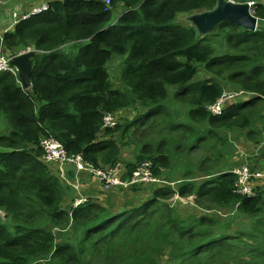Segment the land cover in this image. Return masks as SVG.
<instances>
[{"label": "trees", "instance_id": "16d2710c", "mask_svg": "<svg viewBox=\"0 0 264 264\" xmlns=\"http://www.w3.org/2000/svg\"><path fill=\"white\" fill-rule=\"evenodd\" d=\"M105 1L42 0L48 11L0 33V53L37 51L31 89L0 74V264H264V187L243 197L221 167L230 132L253 142V124L264 125V23L251 32L222 22L204 36L178 19L214 10L217 0H109L110 9ZM233 1L255 3L264 17L263 0ZM115 55L127 56L122 89L106 69ZM226 90L245 95L215 115L209 106ZM113 114L119 124L104 129ZM133 135L141 140L125 164ZM47 137L97 168L121 161L124 180L149 161L163 183L151 194L134 185L92 198L75 186V165L45 160ZM200 147L206 155L192 158ZM82 176V186L94 179ZM182 201L192 215L178 210Z\"/></svg>", "mask_w": 264, "mask_h": 264}, {"label": "built area", "instance_id": "2783aa9c", "mask_svg": "<svg viewBox=\"0 0 264 264\" xmlns=\"http://www.w3.org/2000/svg\"><path fill=\"white\" fill-rule=\"evenodd\" d=\"M231 2V0H227ZM8 1H3L0 0V6L6 5ZM107 6L110 5V1H106ZM250 6H253L254 3H249ZM48 5L44 4L40 8H34L32 13L29 14H24L20 15L18 11H13L10 14V22L9 24L12 23V25H15L19 23L21 20H27L32 17V15H36L40 13L41 11L47 10ZM264 21V19H263ZM11 26H9L7 29L9 30ZM32 49H28L26 51H22L18 53L17 55H22L24 53H27L31 51ZM14 55L8 54L5 55L3 53H0V74L4 72H10L14 74L15 76L17 75V70L13 68L10 65V62L12 60ZM245 94L240 91L236 92H228L226 91L223 96L216 101L213 105L209 106L210 111L215 114V115H221L226 109V105L230 104L234 101H240L242 100V97ZM118 122V118L116 115H109L104 119L105 125L108 126H115L116 123ZM42 146L45 150V160L50 162V161H56V162H62V164H73L77 168V179L79 181V178L81 177L82 174H90L93 176L94 179L98 181V183L101 185L103 191L107 192L111 189H118L121 191L122 189L128 190L130 187H133L134 185H140L142 187H152L153 184L157 183V185L162 184L159 179L155 178L153 176L152 172V164L149 162L143 163L137 170L136 172L133 173L131 179L129 180H124L120 176L121 171H122V164L121 163H116L112 167L108 168H97L92 165H89L85 160L83 159L82 156H76V157H69L68 154L65 151V148L63 145L58 143L55 139L53 138H45L44 141L42 142ZM234 173L238 176V182H237V190L238 193L243 195V196H249L252 197L255 195L254 193V187L251 184V180L254 176L256 177H261V174L259 175H253L251 171L247 168H241ZM84 200H77L75 203V207L79 206L82 204ZM3 212L0 210V219L4 218Z\"/></svg>", "mask_w": 264, "mask_h": 264}, {"label": "rangeland", "instance_id": "374dc122", "mask_svg": "<svg viewBox=\"0 0 264 264\" xmlns=\"http://www.w3.org/2000/svg\"><path fill=\"white\" fill-rule=\"evenodd\" d=\"M217 2H218V0H217ZM262 2L264 3V0ZM10 5H11L10 6V13H8L7 11L6 12L0 11V31H2L8 25L9 19H10V14L12 11H14L15 7H13V4H10ZM16 9H17V7H16ZM178 21L180 24H183V23L187 22L188 20L186 17H179ZM189 23L192 24L191 22H189ZM78 47H80V46H78ZM67 48H70V47H67ZM126 58H127V56L123 57V56L115 55V56H113L112 60L106 66V69L110 75V81L112 82L113 87L115 89H122V86H123L122 74H123L124 63H125ZM226 91L236 92L235 90H226ZM170 98H171V96H170ZM168 105L171 107V111H172L174 117L179 118V116H180L181 119H184L186 117L187 111L183 108H180L177 105L176 101L169 100ZM146 112H147V110H141L140 111L141 114H146ZM136 113L133 112V113H130L128 115H130V118H134L137 115ZM147 125H155V123L152 122V123H148ZM253 125H255V126L252 129H257L260 133L259 134L260 137H258L256 135L253 142L252 141L249 142L247 140V138H248V137H246L247 132H241L240 130H235L233 132H230L228 134V136L225 137L226 146L223 149L224 160H223V164L221 165L222 168H223V166H225L227 169L234 170V169H237V168H240L243 166H248L250 169H252L256 172L264 171V166H263L264 165V125L260 121L255 122ZM250 132H251V130L249 131V133ZM6 133H7V127L2 123V120L0 119V135L6 134ZM222 135H223V133H222ZM133 139H134V141L132 143H130L131 146H128V148L122 152L121 161H123L125 164L135 160V153L137 151V148L134 145V143L138 142L141 139H138L137 135H133ZM255 140H258V141L256 142ZM255 146H259V147L255 148ZM166 148H169V145L166 147H163V149H166ZM205 155H206V148L200 147V148H197L196 150H194L192 152L191 157L194 159H202L203 156H205ZM214 156L215 157L217 156L216 153H214ZM121 161H119V162L122 163ZM139 165H140V163L134 167L133 173L138 169ZM217 169L215 170L214 173H216ZM173 172H177L176 178L178 180L181 178L180 173H184L182 171H180L179 173H178V171L167 172L166 175L172 177V178H170L171 180L169 178L167 179V182H169V183H172L173 181L176 180ZM177 183L174 182V184H172L174 188L177 187ZM261 185L264 187V182H261ZM145 190H146L147 194H151L152 187H145ZM128 191H129V189L128 190H122L121 193L122 194H128ZM146 196H148V195H144V196H142V198L146 197ZM180 205L181 206H177V208L182 214L192 215L194 213V209H196L195 207H193L191 205L190 202H182ZM196 213L200 214V216L203 215V212L200 210L196 211ZM224 217H226V216L224 215ZM228 217H230V216L228 215ZM249 223H250L249 221H245L246 225H248ZM243 224H244V222H243ZM163 264H167L165 262V260H164Z\"/></svg>", "mask_w": 264, "mask_h": 264}, {"label": "water", "instance_id": "95a60500", "mask_svg": "<svg viewBox=\"0 0 264 264\" xmlns=\"http://www.w3.org/2000/svg\"><path fill=\"white\" fill-rule=\"evenodd\" d=\"M187 20L193 24L200 35L204 36L212 33L222 22L234 23L251 32L257 29V19L250 14L249 5L235 4L227 0H218L214 10L191 15ZM36 56V52L31 51L14 57L10 62V65L17 69L25 90L32 87L33 59Z\"/></svg>", "mask_w": 264, "mask_h": 264}, {"label": "clouds", "instance_id": "9594fccd", "mask_svg": "<svg viewBox=\"0 0 264 264\" xmlns=\"http://www.w3.org/2000/svg\"><path fill=\"white\" fill-rule=\"evenodd\" d=\"M3 1H8V3L9 2H12V3H14V2H16V1H18V0H3ZM107 1V0H106ZM106 1H105V5H106V7L108 8V9H110V7H111V2H110V5L109 6H107V4H106ZM229 2V1H228ZM231 2L232 3H235V4H240V3H237V2H235V1H233V0H231ZM8 3L6 4V5H8ZM11 3V4H12ZM21 3H18L16 6H15V8H14V11H18L19 13H20V15H24V14H29V13H32V11L34 10V8H40V7H42V5H44V4H46V5H48V9L47 10H44V11H41L40 13H38V14H36V15H39V14H41V13H43V12H46V11H48L49 10V8H50V6H49V4H48V2H44V3H42V4H40V5H37L36 7H30L28 10H26V8H24V7H18L19 5H20ZM6 5H2V6H0V10H2L3 12H6V11H4V8H5V6ZM243 5H246V4H243ZM247 5H249V3L247 4ZM260 5H263L264 6V3H260ZM16 7H17V9H16ZM249 7H250V14L253 16V17H255L256 19H257V28L259 27V25L262 23H264V21H263V19H264V17L263 18H259V17H257V12H258V7H257V5L254 3V5L253 6H250L249 5ZM8 13H10V10L9 11H7ZM13 12V11H12ZM11 12V13H12ZM36 15H32V17L33 16H36ZM30 19V18H29ZM29 19H27V20H29ZM187 19H188V17H187ZM27 20H21L20 22H22V21H27ZM9 22H10V19H9ZM19 22V23H20ZM18 24V23H17ZM17 24H15V25H12V23L11 24H9L8 23V25L2 30V31H0V33L3 35L4 33H6V32H8V31H11V30H13V28L17 25ZM9 26H11V28L8 30L7 28L9 27ZM257 30V29H256ZM30 47H28V48H26L24 51H26V50H28ZM30 49H32L31 51H35L36 52V54H37V51L36 50H34L33 48H30ZM31 51H29V52H31ZM22 52V51H21ZM29 52H27V53H29ZM3 54H5V53H3ZM18 54V53H17ZM17 54H12V55H14L13 56V58L14 57H16V56H20V55H17ZM24 54H26V53H24ZM6 55V54H5ZM23 55V54H22ZM12 58V59H13ZM13 68H15V67H13ZM16 69V68H15ZM17 70V69H16ZM14 75V74H13ZM16 78L20 81V83H21V86L24 88V86H23V84H22V82H21V80L19 79V74H18V71H17V75H16ZM31 89V88H30ZM236 91V90H235ZM147 113V112H146ZM115 115V114H114ZM119 124V121H118V123L116 124V125H118ZM115 125V126H116ZM115 126H108V125H105V123H104V121H103V128L104 129H114L115 128ZM147 162H149V161H147ZM117 163H120V162H117ZM145 163V162H144ZM149 163H151V162H149ZM122 164V163H121ZM143 163H140V165H139V167L142 165ZM123 164H122V168H123ZM138 167V168H139ZM244 167H247L250 171H251V173L253 174V175H259V174H261V177H256V176H254L253 178H252V180H251V184H252V186L254 187V193H255V195L254 196H252V197H249V196H243V195H241V196H243V197H246V198H254V197H256L257 196V194H258V187L259 188H261V187H263L262 185H261V182H264V171H262V172H256V171H254V170H252V169H250L248 166H243V167H240V168H237V169H234V170H230V169H227V170H230V172L231 173H233L234 175H236L235 173H234V171H236V170H238V169H241V168H244ZM136 172V171H135ZM237 176V175H236ZM236 182H238V176H237V179H236ZM76 183H77V186H79V181L77 180L76 181ZM99 184V183H98ZM100 185V184H99ZM101 186V185H100ZM102 188V187H101ZM237 193H238V190H237ZM239 194V193H238ZM176 199H178V198H176ZM175 199V200H176ZM182 202H185V201H182ZM81 205V204H80ZM78 207V206H77Z\"/></svg>", "mask_w": 264, "mask_h": 264}, {"label": "crops", "instance_id": "0c3cea01", "mask_svg": "<svg viewBox=\"0 0 264 264\" xmlns=\"http://www.w3.org/2000/svg\"><path fill=\"white\" fill-rule=\"evenodd\" d=\"M40 2H42V0H18L13 4V7H15L18 3H21L18 7H24L26 9L30 8V6L34 5V4H39ZM10 3H8V5L5 6L4 11H9L10 10ZM1 12H3L2 10H0ZM84 176V175H83ZM83 176L81 175V177L79 178V187H83L85 189H83V193L84 191L88 190L91 193V197H95V199L97 198V196L102 192V188L100 187V185L98 184V182L95 179H92L90 177L87 176V178L89 179V184L82 186L81 183H83ZM77 177L75 176V181L73 180V182L76 184L75 186L77 187ZM95 192H97L95 194ZM127 197V195H124ZM125 197V198H126Z\"/></svg>", "mask_w": 264, "mask_h": 264}]
</instances>
